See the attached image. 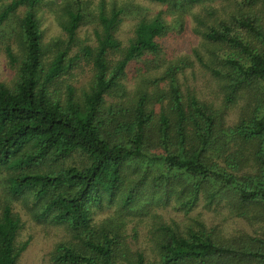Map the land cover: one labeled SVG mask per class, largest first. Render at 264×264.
<instances>
[{"label":"trees","instance_id":"1","mask_svg":"<svg viewBox=\"0 0 264 264\" xmlns=\"http://www.w3.org/2000/svg\"><path fill=\"white\" fill-rule=\"evenodd\" d=\"M149 1L167 4L183 27L208 0ZM213 1L221 7L193 15L205 43L195 56L215 80L209 100L181 81L192 59L159 64V39L174 30L162 14L66 0L64 34L45 43L44 0L0 9L17 66L11 85L0 83V264H19L30 243L18 240L24 221L15 204L64 230L52 264H264V0ZM131 14L125 41L118 32ZM85 24L94 43L78 38ZM82 62L92 77L78 93L66 76ZM200 204L250 230L225 234L198 217L181 229L159 213L188 215ZM142 227L146 249L130 240V228L138 240Z\"/></svg>","mask_w":264,"mask_h":264},{"label":"rangeland","instance_id":"2","mask_svg":"<svg viewBox=\"0 0 264 264\" xmlns=\"http://www.w3.org/2000/svg\"><path fill=\"white\" fill-rule=\"evenodd\" d=\"M10 0H0V9L9 3ZM66 0H44V8L39 11V17L41 21V29L43 32V42L48 43L52 39L62 36L63 30L61 28V15L62 5ZM102 0H89L90 5H98ZM107 4L113 1L126 2L132 6L138 4L143 7V14L149 17L162 14V16L170 23L173 21L172 11L169 10L167 4L154 3L149 0H104ZM48 4L49 6H46ZM221 7L220 1L208 0L203 5L195 7L193 10L188 11L184 15V25L180 27L171 23V27L174 30L169 32L167 35L161 37L159 42L163 47V52L159 56V64L162 65L165 60L177 59L180 57H189L193 60L194 66L187 68L186 73L181 76L182 83L196 89L199 95L207 100L213 98L216 95L215 80L210 74L202 67L195 56L194 51L199 49L202 53H205V43L203 37L194 32V28L197 23L194 20V13L201 12L205 9H219ZM23 10L18 11V15H22ZM135 14L127 16L121 24L118 32L119 38L128 41L134 33L136 24ZM5 31L6 27H2ZM1 30V29H0ZM0 32V83L11 85L15 80L17 66L10 62L6 52V47L12 44V40L8 37V32ZM78 38L82 43H94L93 25L85 24L81 27L78 32ZM153 59V57H149ZM146 68L145 64L138 63L136 67ZM138 73L134 67L129 69L128 78L126 80L129 87H133L135 81L134 76ZM92 77V70L85 63H80L77 68L72 69L71 73L66 76V83L76 87L77 92L81 93L82 89L89 84ZM134 89V88H132ZM235 118V115L230 116V121ZM15 210L21 213L24 221V227L20 232L19 241H30L27 250L22 254L19 264H52L50 253L55 247L56 243L62 240L65 236V232L60 227L52 224L38 223L26 214L25 210L19 204H15ZM166 221L177 222L181 229H186L192 218L198 217L206 224L211 226H217L223 230L225 234H232L239 230H250V227L242 220L230 217L225 210L209 211L204 208L203 204L196 207L190 214L185 215L183 212H178L174 209H167L159 211ZM107 211L101 213L97 219L105 217ZM147 228H140L139 238L135 240L132 236L133 231L130 228L131 241L134 246L141 248H148L146 239Z\"/></svg>","mask_w":264,"mask_h":264}]
</instances>
